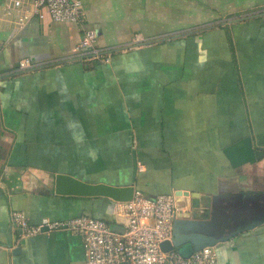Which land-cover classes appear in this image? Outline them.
Here are the masks:
<instances>
[{
	"label": "crops",
	"instance_id": "crops-1",
	"mask_svg": "<svg viewBox=\"0 0 264 264\" xmlns=\"http://www.w3.org/2000/svg\"><path fill=\"white\" fill-rule=\"evenodd\" d=\"M82 1L79 26L0 0V264H86L79 236L18 240L11 214L120 229L114 201L57 196L53 176L123 186L135 161L136 191L175 197L181 254L215 245L216 264H264V11L216 21L264 0ZM84 29L102 49L152 44L89 67Z\"/></svg>",
	"mask_w": 264,
	"mask_h": 264
},
{
	"label": "built area",
	"instance_id": "built-area-1",
	"mask_svg": "<svg viewBox=\"0 0 264 264\" xmlns=\"http://www.w3.org/2000/svg\"><path fill=\"white\" fill-rule=\"evenodd\" d=\"M6 14L13 10L30 12L43 19L48 15L56 23H72L83 26L85 9L82 0H9ZM145 42L139 36L130 44L118 48L97 47V34L93 29H84L76 47L77 59L91 67L96 63H108L114 51L126 52L139 48ZM34 69L29 59H22L17 72ZM179 213L175 197L162 194L150 197L135 191L129 201L114 202L112 216L120 229L112 228L110 222L89 215H80L66 220L44 218L32 224L21 211L11 214L13 228L18 240L56 231H67L82 239L86 264H216L215 245H207L189 255L176 248L164 251L162 244L175 240L174 222Z\"/></svg>",
	"mask_w": 264,
	"mask_h": 264
},
{
	"label": "water",
	"instance_id": "water-1",
	"mask_svg": "<svg viewBox=\"0 0 264 264\" xmlns=\"http://www.w3.org/2000/svg\"><path fill=\"white\" fill-rule=\"evenodd\" d=\"M264 13V12H263ZM263 13H259L262 15ZM255 16H244L241 18H235L229 20L230 23H235L236 21L250 19ZM136 171L137 164L134 162V172L132 180L129 184L118 186L107 184L104 182L90 183L79 178H76L72 175L65 173L54 174L53 176V193L57 196H66V197H81V198H108L114 202L118 201H129L133 198L136 191L135 181H136ZM183 193V192H180ZM184 195L188 196V192H184ZM180 245L178 238L175 236L174 247L173 244L169 242H164L162 244V249L164 251H169L174 248H177ZM20 251V246L14 250V253Z\"/></svg>",
	"mask_w": 264,
	"mask_h": 264
},
{
	"label": "rangeland",
	"instance_id": "rangeland-1",
	"mask_svg": "<svg viewBox=\"0 0 264 264\" xmlns=\"http://www.w3.org/2000/svg\"><path fill=\"white\" fill-rule=\"evenodd\" d=\"M247 0H244L242 3H244ZM238 2H240V0H238ZM241 7V4H240ZM245 8V7H244ZM261 12L264 11V4H258V5H254L248 8H241L238 11L235 12H227L226 14L222 15L221 18H219L216 21H229L231 19H235L236 17H241V16H245V15H251L254 12Z\"/></svg>",
	"mask_w": 264,
	"mask_h": 264
},
{
	"label": "trees",
	"instance_id": "trees-1",
	"mask_svg": "<svg viewBox=\"0 0 264 264\" xmlns=\"http://www.w3.org/2000/svg\"><path fill=\"white\" fill-rule=\"evenodd\" d=\"M241 17H243V16H241ZM241 17H239V18H241ZM226 27H228V26H226ZM226 27H224L225 29H227V33H228V35H229V37H230V32H229V30H228V28H226ZM89 216H93V217H96V218H100V217H98V216H94V215H89ZM101 219H104V218H101ZM105 220H107V219H105ZM108 221V220H107Z\"/></svg>",
	"mask_w": 264,
	"mask_h": 264
}]
</instances>
